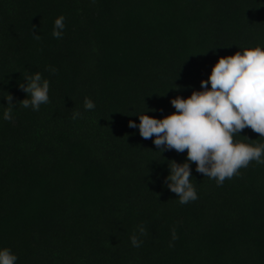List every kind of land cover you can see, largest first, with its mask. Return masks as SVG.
<instances>
[{"label": "trees", "instance_id": "obj_1", "mask_svg": "<svg viewBox=\"0 0 264 264\" xmlns=\"http://www.w3.org/2000/svg\"><path fill=\"white\" fill-rule=\"evenodd\" d=\"M257 46L264 0H0V114L8 93L15 107L0 118V248L16 264H264V164L218 186L191 162L198 199L181 205L165 178L186 152L128 126L172 114L220 57ZM36 72L50 102L33 111L18 85Z\"/></svg>", "mask_w": 264, "mask_h": 264}, {"label": "clouds", "instance_id": "obj_2", "mask_svg": "<svg viewBox=\"0 0 264 264\" xmlns=\"http://www.w3.org/2000/svg\"><path fill=\"white\" fill-rule=\"evenodd\" d=\"M64 29L65 17L61 15L54 21L53 37L62 38ZM33 36L40 39V35L33 33ZM24 81L18 85L28 97L19 101L23 108L38 111L42 104L50 102V82L41 73L26 76ZM200 87L201 91H192L187 98L172 99L170 103L176 110L172 114L162 119L137 115L139 123L129 120L128 124L138 128L142 138H152L160 153L165 149L186 152L185 162L172 161L165 178L166 186L179 197L181 205L198 199L191 162L195 163L196 172L214 179L218 186L240 175L239 170L252 161L264 164V144L253 146L234 141L245 128L264 137V48H246L220 57L208 79L200 81ZM3 98L7 107L0 118L10 121L15 108L13 97L8 93ZM84 108L93 110L95 103L85 98ZM80 115L75 112L72 118ZM139 231L143 234L144 229L141 227ZM131 243L138 248L141 242L133 235ZM17 260L11 249L0 248V264H16Z\"/></svg>", "mask_w": 264, "mask_h": 264}]
</instances>
